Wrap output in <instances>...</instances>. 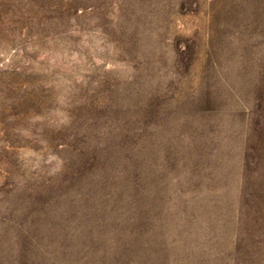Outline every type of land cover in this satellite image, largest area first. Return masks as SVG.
I'll use <instances>...</instances> for the list:
<instances>
[{"label":"rangeland","instance_id":"obj_1","mask_svg":"<svg viewBox=\"0 0 264 264\" xmlns=\"http://www.w3.org/2000/svg\"><path fill=\"white\" fill-rule=\"evenodd\" d=\"M0 264H264V0H0Z\"/></svg>","mask_w":264,"mask_h":264}]
</instances>
